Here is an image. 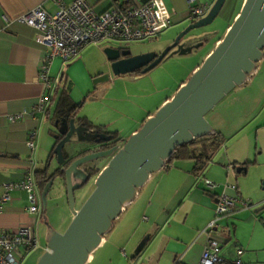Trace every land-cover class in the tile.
I'll use <instances>...</instances> for the list:
<instances>
[{"label": "crops", "instance_id": "0c3cea01", "mask_svg": "<svg viewBox=\"0 0 264 264\" xmlns=\"http://www.w3.org/2000/svg\"><path fill=\"white\" fill-rule=\"evenodd\" d=\"M87 1L95 11H102L113 3V0ZM162 1L172 9V13L169 25L160 33L157 49L151 50L155 52L167 46L174 34L190 21L185 0ZM205 1L207 0H193L191 4ZM37 5L49 13L55 10L51 0H0V182L20 179L26 172V167H30L35 179L38 178L37 171L44 169L54 141L52 118L55 110H58L61 97L66 96L71 103L78 105L74 116L89 129L101 136H120L122 139L133 132L171 94L152 105L151 96L157 89L147 86L150 90L138 92L139 98L137 93L118 97L124 111L117 109L105 114L97 109L91 112L81 110L80 106L88 100L87 96L91 97L90 101L101 98L104 84L100 80H94L92 84L90 79L105 71V79L110 80V70L102 51L103 43L84 45L66 63L54 56L48 68L56 80L51 89L45 88L39 67L48 50L47 46L35 41L36 30L32 26L14 20L3 28L1 18L2 15L14 18ZM219 39L220 37L216 38L210 47L203 50L202 58ZM262 51V57L256 62L253 73L225 93L205 116L212 133L219 141L210 157L197 168L199 163H196L194 157L174 156L162 167L151 171L145 181L136 187L133 197L113 218L84 264H114L117 259L121 260L119 264H197L209 237L219 241L218 253L221 256L226 259L238 257L239 264H243L239 257L242 252L239 238L236 234L230 237V231L223 227L224 224L217 222L221 219L220 216L210 229L206 225L214 215L217 194L222 189L233 191L230 187H224L227 180L234 182L238 194L247 195L248 198L253 197L249 192L251 185H260L263 191L257 193L256 197L264 199V71H259L264 61V49ZM195 66L197 65L190 70ZM146 71L132 72L134 74L124 78L127 81L143 80L146 78ZM79 74L88 78L87 95L82 99H76L66 91L74 86V77ZM64 82H68V87L59 91L60 86H66ZM116 82L117 79L112 78L109 83L116 86ZM182 82L181 79L178 84ZM91 88L97 92L95 95L89 94ZM41 94L50 97L45 110L36 112L33 116L28 115ZM141 98L146 99L144 105L139 104ZM126 100L131 104L125 103ZM21 111L26 114L13 121L6 119L7 114ZM123 129H127V132L122 135ZM29 138L35 144L33 150L25 146V141ZM113 142L121 144L115 139ZM85 148L88 145L82 147ZM107 159L108 156H105V161L99 167ZM236 166L244 168L237 170ZM93 167L98 166L93 163ZM94 174H89L88 177L91 176L92 179ZM1 192L0 185V194ZM8 193L9 198L0 208V227L11 228L19 222L36 225L39 221L38 213L26 209L25 190L15 187L8 190ZM253 194L256 195L254 191ZM258 211L259 221L262 219L264 222V202ZM39 218L41 221V214ZM222 221L225 222L226 218L223 217ZM263 222L261 223L264 225ZM233 228L234 224L231 227L232 234ZM226 241L230 242V247L221 251L222 244ZM236 247L241 249L238 254Z\"/></svg>", "mask_w": 264, "mask_h": 264}, {"label": "water", "instance_id": "95a60500", "mask_svg": "<svg viewBox=\"0 0 264 264\" xmlns=\"http://www.w3.org/2000/svg\"><path fill=\"white\" fill-rule=\"evenodd\" d=\"M222 3L223 0H213L203 16L190 20L159 52L131 54L127 47H103L109 69L114 74L150 69L170 48L177 46L190 29L209 23ZM214 45L171 98L146 117L121 144H107L111 137L89 129L73 114L55 110L52 118L54 141L44 166L49 176L42 183L37 178L40 210L44 208L45 194L54 177L59 176L72 216L62 231L45 230V248L38 254L35 264H84L113 218L148 174L165 165L177 145L212 133L204 114L225 93L245 81L262 57L264 0H243L234 20ZM179 47L181 49V45ZM66 143L71 151L65 154L63 146ZM84 145L95 147L81 149ZM52 156L57 164L49 171ZM101 156H108V159L94 174L93 188L80 206L74 207L73 190L86 180L93 167L87 161ZM239 168L244 167L236 166L237 170Z\"/></svg>", "mask_w": 264, "mask_h": 264}, {"label": "built area", "instance_id": "2783aa9c", "mask_svg": "<svg viewBox=\"0 0 264 264\" xmlns=\"http://www.w3.org/2000/svg\"><path fill=\"white\" fill-rule=\"evenodd\" d=\"M55 10L49 13L39 5L28 8L14 18L2 15V27L5 28L11 21H18L35 28L34 39L36 42L47 46L39 67L40 78L43 86L51 89L56 77L49 73L48 64L54 56H58L64 63L73 58L79 49L88 43L113 42V47L124 48L130 41L150 39L158 36L170 23L172 9L168 8L162 0H144L133 2L131 0H113L110 7L95 11L87 0H51ZM188 4V18L194 20L203 16L213 0L199 4H191L193 0H185ZM50 97L41 94L33 110L28 115L43 112ZM26 114L25 111L7 114L6 119L13 121ZM25 146L33 150L35 144L31 138L25 141ZM0 208L2 203L9 198L8 190L19 187L26 193V209L41 214L39 197L40 186L31 175L30 167L20 179L3 180L0 182ZM224 187L233 191L222 189L216 196L214 215L207 222L211 228L220 214L233 211L237 208L249 206L250 202L235 190L232 181H225ZM41 245L36 232V225L28 222H19L14 227H0V264H18L19 258L29 249ZM22 248V249H21ZM219 241L209 237L201 251L197 264H239L238 257L226 259L218 253ZM240 247H236L238 254Z\"/></svg>", "mask_w": 264, "mask_h": 264}, {"label": "rangeland", "instance_id": "374dc122", "mask_svg": "<svg viewBox=\"0 0 264 264\" xmlns=\"http://www.w3.org/2000/svg\"><path fill=\"white\" fill-rule=\"evenodd\" d=\"M242 2L243 0H223V3L215 17L209 23L196 28H192L187 33H185L181 37L177 46L170 48L157 64H155L153 67H151L145 72V74L147 75L146 78L143 80L139 79L138 81H127L124 77L131 76L134 73L125 72L114 74L111 72L110 69V71L108 70V77L110 79L109 81H107V79H105L104 77L105 71H103V73L99 75L96 74L95 76H93V78L90 79V81L93 84L94 80H100L101 84H104L103 90L101 92V98L98 100L90 101L91 97L87 96L88 100L81 104L80 109L87 112H91L97 109L105 114H107L108 112L112 113L114 112V110L117 109H119L120 111H124L125 109H123V104L118 101V97L122 96L123 94L129 95L131 93H137V98H139L138 92H147L152 86L154 87V90L157 89V91L153 93L154 95L151 96V99L153 100L150 104H155L157 100L166 95H169V93H171L169 96V98H171L176 89L188 79L192 71L204 59L205 56L202 58L203 50L210 47L212 45L211 43H213L216 38H221L224 35L226 29L232 23L236 14L240 10ZM186 25L187 24L182 26L174 34L173 38ZM158 40H160V34L155 38L132 40L126 45V47L129 49L131 54L151 51L157 49V44H159L157 42ZM102 43V48L105 46H114L113 42L105 41ZM180 45L181 49L183 50L180 49ZM214 46L215 45H213V47ZM180 50L183 52H181ZM262 64V67H259V71H264V61ZM194 65L197 66H195L193 70H190V68ZM112 78L117 79L116 86L112 85L113 82L109 83L111 82ZM74 79V86H70V88L66 90L65 88L68 87V82H64L66 86H60L59 91H63L65 89L67 93H70L71 95L76 97V99H82L84 95H87L86 87L88 85V78L84 74H79L75 76ZM181 79L183 82L178 84ZM91 89L89 94L95 95L97 92L95 93L94 89ZM145 102L146 99L141 98L139 100V104L142 103L144 105ZM163 102H161L154 109V111ZM218 102L219 101H217L216 103ZM125 103L131 104L127 100L125 101ZM212 108L213 107H211L208 111H210ZM80 109L79 111L81 112ZM207 112L204 114V118ZM143 121L141 122V124L143 123ZM141 124L135 130H137L141 126ZM53 130L55 129L53 128ZM126 132L127 129H123L121 133L123 135V133ZM131 133L132 132H130L127 136L122 139L119 138L120 136H118V138L116 136L114 139L123 143V141ZM70 147L71 146L69 145V143H66L63 146V152L66 154L68 153V151H71ZM88 147L93 148L95 146L92 145ZM104 161L105 156H101L89 160L87 161V163H96V165L99 167L101 165V162ZM56 164L57 163L55 156H52L49 160L48 170L51 171L53 167L56 166ZM229 169L231 171L233 170L232 168ZM93 178L91 179V176H89L80 186L76 187L73 190L74 207H79L82 201L86 198L88 193L93 188ZM253 191L256 193V195L253 194ZM262 191L263 188H261L260 185H251L249 192L253 197L248 198L247 195H242L245 199L250 202L249 206L240 207L228 213H222L219 215V218L221 219L217 220L218 223L224 224L223 227L226 230L228 229L230 231V237L234 236V234H236L235 236H238V240L242 248V252L239 254V257L241 258L243 264H264V225L261 223L263 222L262 219L261 222L259 221L260 213L258 211L263 207L264 199H258L260 197H256L258 196L257 193H260ZM71 216L72 213L67 205L63 181L59 178V176H55L53 182L51 183L49 189L45 194V203L44 208L41 212V221L39 220L36 223V232L39 236L40 242L42 244H45L44 236L45 230L47 228L62 231L68 224ZM223 217L226 218L225 222L222 221ZM232 224H234L233 234L231 230ZM37 247L38 246H35L34 248L27 250L26 252L22 250V253L24 255L19 258L18 264H35L37 256L41 252V250H39V248ZM229 247L230 242L226 241L222 244L221 251L225 250L226 248L229 249ZM114 262V264H119L121 260L117 259Z\"/></svg>", "mask_w": 264, "mask_h": 264}, {"label": "trees", "instance_id": "16d2710c", "mask_svg": "<svg viewBox=\"0 0 264 264\" xmlns=\"http://www.w3.org/2000/svg\"><path fill=\"white\" fill-rule=\"evenodd\" d=\"M58 112L62 114H73L78 105L71 103L66 96L60 98L58 102ZM81 121V120H80ZM82 122V121H81ZM84 123V122H83ZM115 138V137H114ZM219 141L215 137L214 133L206 134L195 138L187 143L177 145L170 156L167 158L165 164L170 161L174 156L177 157H194L196 160L197 168L203 165V163L210 157L211 152L218 146ZM100 167H92L89 169L90 174L96 173ZM39 181L42 183L49 176L44 169L37 171Z\"/></svg>", "mask_w": 264, "mask_h": 264}, {"label": "flooded vegetation", "instance_id": "af4514ba", "mask_svg": "<svg viewBox=\"0 0 264 264\" xmlns=\"http://www.w3.org/2000/svg\"><path fill=\"white\" fill-rule=\"evenodd\" d=\"M97 138H99V137H97ZM99 139H101V138H99ZM113 141H114V138L111 137L110 140H109V142L107 144H111V143H113Z\"/></svg>", "mask_w": 264, "mask_h": 264}]
</instances>
